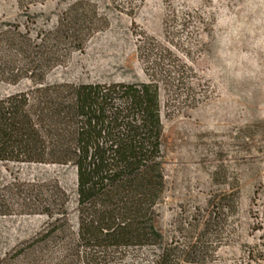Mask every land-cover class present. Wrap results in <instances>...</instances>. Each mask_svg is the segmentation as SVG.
Masks as SVG:
<instances>
[{
  "label": "rangeland",
  "instance_id": "1",
  "mask_svg": "<svg viewBox=\"0 0 264 264\" xmlns=\"http://www.w3.org/2000/svg\"><path fill=\"white\" fill-rule=\"evenodd\" d=\"M85 87L96 94L77 111ZM22 92L61 100L73 132L94 117L104 144L139 117L149 150L127 171L124 155L112 162L109 182L142 191L174 244L214 194L234 193L237 211L209 241V264H264V0H0V99ZM85 131L77 147L96 153L101 136ZM54 182L69 195L70 230L44 240L49 219L23 208L20 189ZM76 188L73 165L0 162V206L10 211L0 215V264H84L67 250ZM155 254L131 248L112 264H154Z\"/></svg>",
  "mask_w": 264,
  "mask_h": 264
},
{
  "label": "trees",
  "instance_id": "2",
  "mask_svg": "<svg viewBox=\"0 0 264 264\" xmlns=\"http://www.w3.org/2000/svg\"><path fill=\"white\" fill-rule=\"evenodd\" d=\"M84 89L86 94L76 99L77 111L83 112L92 95L96 94L90 92L92 87ZM133 93L138 99L136 104L139 107L144 104L150 114L143 93L137 90ZM106 95L98 93L96 97L104 99ZM83 98L88 101L85 106L80 105ZM131 110L133 113L138 111L133 107ZM117 111L115 122L121 127L120 124L125 122L121 109ZM68 114L61 100L40 97L35 93L22 92L0 99V162L73 165L76 168L77 230L67 249L73 258L83 260L84 264H112L123 259L128 249L147 247L156 250L154 264H209L215 255L209 241L218 236L227 214L237 211L234 193L214 194L204 220L193 225L184 244L169 242L156 227L153 211L140 194L142 191L122 181V185L113 184L107 177L112 162L120 163L121 155L126 160L120 169L127 171L149 150L145 138L150 132L143 125L134 124L139 117L128 118L127 128L122 132L116 131L117 139L104 144V129L94 117L86 116V129L73 132L67 120ZM85 130L101 136L96 153L86 144L85 149L77 147L76 142ZM74 135L79 137L76 139ZM133 147L145 151L131 157L129 151ZM21 187L20 195L25 202L23 208L44 214L49 219L48 228L40 234L41 239H54L58 233L70 230L66 206L69 195L58 182ZM8 213V208L0 206V215Z\"/></svg>",
  "mask_w": 264,
  "mask_h": 264
}]
</instances>
